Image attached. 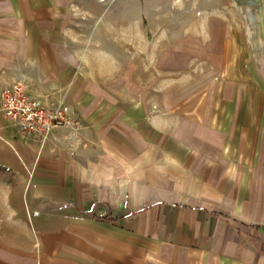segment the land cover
Instances as JSON below:
<instances>
[{"label":"crops","instance_id":"0c3cea01","mask_svg":"<svg viewBox=\"0 0 264 264\" xmlns=\"http://www.w3.org/2000/svg\"><path fill=\"white\" fill-rule=\"evenodd\" d=\"M83 2L0 0V91L79 124L39 141L0 112V264H264V60L182 113Z\"/></svg>","mask_w":264,"mask_h":264},{"label":"rangeland","instance_id":"374dc122","mask_svg":"<svg viewBox=\"0 0 264 264\" xmlns=\"http://www.w3.org/2000/svg\"><path fill=\"white\" fill-rule=\"evenodd\" d=\"M81 4L92 19H78L88 23L80 32L87 35L89 23L100 15L96 11L107 6L102 20L108 22L110 51L115 52L117 36L124 31L128 69L156 59L151 70L158 76L163 70L172 74V96L182 113L195 112L202 96L199 87L206 88L215 73L216 85L228 83L230 74L244 84L247 71L259 69L264 60V0H84ZM187 71L194 77L189 87L181 79Z\"/></svg>","mask_w":264,"mask_h":264},{"label":"built area","instance_id":"2783aa9c","mask_svg":"<svg viewBox=\"0 0 264 264\" xmlns=\"http://www.w3.org/2000/svg\"><path fill=\"white\" fill-rule=\"evenodd\" d=\"M0 112L21 136L39 141L46 140L56 128L79 125L62 101L43 103L31 96L22 83L0 91Z\"/></svg>","mask_w":264,"mask_h":264}]
</instances>
